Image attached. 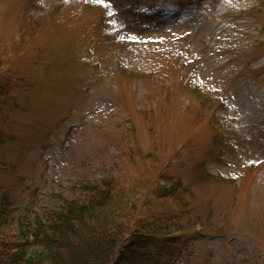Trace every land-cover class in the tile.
I'll list each match as a JSON object with an SVG mask.
<instances>
[{
  "label": "rangeland",
  "instance_id": "obj_1",
  "mask_svg": "<svg viewBox=\"0 0 264 264\" xmlns=\"http://www.w3.org/2000/svg\"><path fill=\"white\" fill-rule=\"evenodd\" d=\"M2 57L7 233L105 181L174 264H263L264 0H0Z\"/></svg>",
  "mask_w": 264,
  "mask_h": 264
},
{
  "label": "trees",
  "instance_id": "obj_2",
  "mask_svg": "<svg viewBox=\"0 0 264 264\" xmlns=\"http://www.w3.org/2000/svg\"><path fill=\"white\" fill-rule=\"evenodd\" d=\"M97 183L87 184L86 201L68 202L45 220H28L15 236L6 232L9 218L2 208L0 264H174L186 247L184 237L169 238L175 217L151 214L144 220L137 214L131 223L134 205H123L107 182L102 188ZM34 245L40 247L27 249Z\"/></svg>",
  "mask_w": 264,
  "mask_h": 264
}]
</instances>
